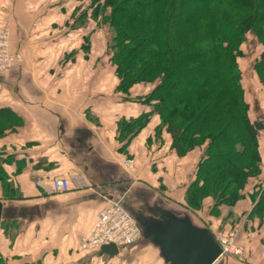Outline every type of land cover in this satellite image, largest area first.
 <instances>
[{"label": "crops", "instance_id": "0c3cea01", "mask_svg": "<svg viewBox=\"0 0 264 264\" xmlns=\"http://www.w3.org/2000/svg\"><path fill=\"white\" fill-rule=\"evenodd\" d=\"M86 5L87 0H0V24L10 26V48L20 59L0 74V109L11 114L1 124L0 172L19 195L0 196V264H121L125 259L169 264L150 234L165 218L163 211L187 217L196 227L210 220L211 198L201 211L184 201L203 148L178 156L165 128L157 134L159 116L145 101L154 85L117 90L102 28L97 19L81 17ZM143 114L147 122L122 140L119 123ZM262 137L259 180H264V131ZM53 178L66 179L69 190L51 192ZM256 181L228 206L230 223L234 219L228 228L235 230L243 253L222 258V264H264V215L263 220L248 216L257 200L248 192ZM109 201L119 202L147 230L141 228L140 238L114 257L99 248L80 250L81 237Z\"/></svg>", "mask_w": 264, "mask_h": 264}, {"label": "trees", "instance_id": "16d2710c", "mask_svg": "<svg viewBox=\"0 0 264 264\" xmlns=\"http://www.w3.org/2000/svg\"><path fill=\"white\" fill-rule=\"evenodd\" d=\"M81 17L108 24L106 52L119 79L118 91L127 93L136 83L154 85L145 101L159 116L157 134L165 128L176 154L184 156L206 145L185 192L187 207L200 211L211 198L209 215L214 216L220 205L233 206L244 198L249 181L255 179L248 196L257 200L248 216L261 219L264 180L257 179L258 123L249 116L237 59L247 31L264 47V0H87ZM258 63L254 70L264 88V50ZM210 71L215 73L207 78ZM9 110L0 109V134ZM147 120L148 114L122 120L120 138ZM4 179L0 172L5 196H19ZM209 224L201 227L211 230Z\"/></svg>", "mask_w": 264, "mask_h": 264}, {"label": "built area", "instance_id": "2783aa9c", "mask_svg": "<svg viewBox=\"0 0 264 264\" xmlns=\"http://www.w3.org/2000/svg\"><path fill=\"white\" fill-rule=\"evenodd\" d=\"M11 28L6 23L0 24V74L10 72L20 62L10 48ZM131 161L125 160L124 165L130 167ZM37 185L42 181L37 180ZM51 192L62 193L69 190V183L64 178H53L50 181ZM1 200V198H0ZM141 235V230L131 214L127 212L119 202L109 201L101 210L96 221L87 235L79 241L80 250H93L108 243L117 245L119 252L134 244ZM216 242L220 245L221 256H237L243 253L242 245H239L235 236L231 233H213Z\"/></svg>", "mask_w": 264, "mask_h": 264}, {"label": "water", "instance_id": "95a60500", "mask_svg": "<svg viewBox=\"0 0 264 264\" xmlns=\"http://www.w3.org/2000/svg\"><path fill=\"white\" fill-rule=\"evenodd\" d=\"M258 129H263L264 121H259ZM3 204L0 201V217ZM160 222H156L150 231L153 243L169 264H214L221 256V248L211 230L196 227L187 217H177L169 211ZM140 229L147 230L146 225L138 220ZM99 251L110 257L118 254L114 243L104 244Z\"/></svg>", "mask_w": 264, "mask_h": 264}, {"label": "rangeland", "instance_id": "374dc122", "mask_svg": "<svg viewBox=\"0 0 264 264\" xmlns=\"http://www.w3.org/2000/svg\"><path fill=\"white\" fill-rule=\"evenodd\" d=\"M103 26H101V24L98 22V29L100 30L99 27H101L102 29L99 31V35L102 37L103 41H105V44L107 42V44L110 42V29L108 24H106L104 22V24H102ZM106 49V47H105ZM240 52H242L241 56L238 57V69L241 75V84L245 89L246 92V99L247 101L250 103V110H249V116L251 118V121L253 122H259V121H264V88L261 85V82L259 81V78L254 70L255 66L257 65V63L259 62L260 56H261V52H263L264 47L262 44L259 43V41L257 40V38L255 37V35L251 32V31H247L245 32V38L244 41L242 43V45H240L239 48ZM259 64V63H258ZM215 73V72H214ZM213 71L209 72V75L207 76V78L211 77L212 75H214ZM193 80L195 82H197L199 80V77H194ZM180 88V87H179ZM259 130V129H258ZM263 130H259L258 131V135H259V140H261L262 137V132ZM205 144L202 146L203 151L205 150ZM187 154V153H186ZM0 196L1 197H5L4 191L3 189L0 188ZM0 197V198H1ZM9 198V197H8ZM201 211V210H200ZM230 208H228V205H220L217 208L216 214L214 216H211V214L209 215V228L216 233H220L222 232V234H233L235 236V240L236 242L240 245V242H238L237 238H236V232L235 230L231 229L229 230L228 228V224L229 226H231L232 222L234 223V219L232 218V216H230V218H232V222L230 223L229 215H230ZM202 213V212H201ZM204 215V213H202ZM263 218V217H262ZM261 218V219H262ZM260 219V217H259ZM263 220V219H262ZM224 257H229V256H223L220 257L217 261L221 262L222 264V258ZM233 258H235L236 256H231ZM237 257L239 258L240 255H237ZM129 259H125L123 261H120L121 264H128ZM109 261H107L108 263ZM105 263V264H107ZM109 264V263H108Z\"/></svg>", "mask_w": 264, "mask_h": 264}]
</instances>
